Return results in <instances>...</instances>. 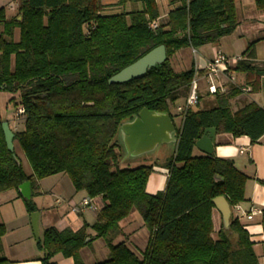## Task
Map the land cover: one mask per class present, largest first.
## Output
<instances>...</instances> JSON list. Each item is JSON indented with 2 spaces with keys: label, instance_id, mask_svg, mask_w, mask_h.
<instances>
[{
  "label": "trees",
  "instance_id": "trees-1",
  "mask_svg": "<svg viewBox=\"0 0 264 264\" xmlns=\"http://www.w3.org/2000/svg\"><path fill=\"white\" fill-rule=\"evenodd\" d=\"M177 1L180 5L156 28L151 26L160 16L156 0H117L124 9L115 14L102 13V0H19L17 15L10 18L0 8V90L16 94L11 100L24 109V128L13 131V141L32 169L27 173L8 148L0 118V193L14 189L22 197L20 185L29 181L32 197L22 198L32 213L38 211L33 200L38 180L65 173L76 191L103 200L93 224L43 231L37 243L45 252L42 264H54L50 260L57 254L86 264L80 252L94 240L89 228L109 248V258L94 264H260L251 234L238 217L213 236V199L225 196L231 206L245 201L249 176L233 159L194 155L193 147L207 127L257 142L264 135V105L250 101L233 109L231 100L242 93L233 85L225 93L206 92L213 96L210 107L198 109L199 100L178 111L183 122L176 129L177 146L163 163L167 184L155 194L147 192L154 164L122 162L124 122L143 108L172 118V104L183 96L186 101L196 67L176 71L171 57L185 47L216 43L239 24L236 0ZM254 1L264 12V0ZM258 40L248 43L235 67L253 92L260 90L264 76V67L254 62ZM159 45L167 54L162 64L129 81L109 82ZM134 209L150 232L141 257L110 237ZM5 233L0 223V241ZM0 264L10 260L0 256Z\"/></svg>",
  "mask_w": 264,
  "mask_h": 264
},
{
  "label": "crops",
  "instance_id": "crops-1",
  "mask_svg": "<svg viewBox=\"0 0 264 264\" xmlns=\"http://www.w3.org/2000/svg\"><path fill=\"white\" fill-rule=\"evenodd\" d=\"M156 2L160 14L159 23L166 20L169 12L180 5L177 0H156ZM102 3L105 5L103 14H115L124 9L116 5L117 0H102ZM18 4L19 0H0V8L5 7L6 15L9 18L13 17L14 11L18 9ZM236 6L239 20L236 30L232 34L222 37L216 43L205 44L197 48L185 47L180 49L171 57L172 66L176 71L188 70L193 65L200 69V65L204 66V61L206 67L207 63L213 59L216 50L219 49L231 59V75L236 78V85H245L244 75L235 70L238 62L235 58L241 56L248 43L255 39L260 40L255 46L256 58L254 62L256 65L264 67V12L256 9L254 0H236ZM132 8V4H126V11H131ZM138 8H142L141 3H138ZM19 17L17 18L19 19ZM227 83L229 86H233L229 81ZM200 91V95L203 97L200 99L197 108L210 107L213 96H206V93ZM184 99V96L177 99L171 106L173 114L171 119L175 127L171 137L175 139L176 129L180 128L183 122V117L178 115L177 107L183 104ZM250 101L264 105V76L260 90L238 94L231 100V105L236 110ZM120 138L123 142L124 132L122 131ZM171 143L173 144L171 149L166 147L167 144ZM176 146L177 139H170L168 142L157 144L152 149L135 153L134 148L127 149L123 145L122 162L130 165L154 164L153 172L147 183V192L155 194L166 187L168 169L163 166V163L174 153ZM193 154L203 155L207 153L195 144ZM211 154L221 158L233 159L236 166L249 176L245 186V201L236 206H231V217H238L250 232L260 264H264L262 212L253 213L252 217H249L252 208L264 210V185L259 182V180H264V135L257 142H252L247 135L235 137L231 133L216 132L214 150ZM37 185L39 186L38 194L33 196V200L39 212L40 239H42L43 231L50 226L59 230L65 228L78 230L84 223L91 225L95 222L98 209L103 204L102 198L100 196L92 198L84 191H76L67 174L58 173L40 179ZM22 197L24 196L22 195ZM22 197L14 189L0 193V223L6 226V233L0 241V256L8 258L10 264H42L45 252L39 249L37 245L38 241L31 225V213L27 211ZM87 198L91 201L90 205L82 206L80 202ZM212 218L213 236L216 237V233L222 224L225 227L223 214L216 205L212 211ZM88 233L93 236L94 240L91 245L81 249L80 254L83 261L86 264H94L98 262L96 255L102 260L108 259L109 248L106 240L97 238L95 231L91 228L88 229ZM110 237L115 244L124 241L134 253L141 257L148 245L150 232L144 224L141 213L134 209L119 222L118 231L112 233ZM50 261L54 264H75L73 258H66L62 254L55 255Z\"/></svg>",
  "mask_w": 264,
  "mask_h": 264
},
{
  "label": "water",
  "instance_id": "water-1",
  "mask_svg": "<svg viewBox=\"0 0 264 264\" xmlns=\"http://www.w3.org/2000/svg\"><path fill=\"white\" fill-rule=\"evenodd\" d=\"M21 19V17H19ZM167 59L166 48L164 45H159L148 53L143 55L134 63L126 66L118 73L114 74L110 79V83H122L131 80L135 77L143 76L152 67L162 64ZM200 65V69L205 68ZM174 124L169 114L159 113L147 108H143L138 115L131 121L124 122L121 126V131L124 132V145L127 149L134 148L135 153L146 151L154 148L161 142H168L174 131ZM3 129L5 132L8 148L14 151V132L10 128L8 121H3ZM215 127H207L203 134L196 141V146L207 154H211L214 150ZM17 159V157H16ZM19 162V160L17 159ZM20 191L25 198L32 197V188L29 181L20 185ZM214 204L220 209L223 214L225 228H229L231 224V205L225 196H217L213 199ZM31 225L34 235L39 241V212L31 213Z\"/></svg>",
  "mask_w": 264,
  "mask_h": 264
},
{
  "label": "built area",
  "instance_id": "built-area-1",
  "mask_svg": "<svg viewBox=\"0 0 264 264\" xmlns=\"http://www.w3.org/2000/svg\"><path fill=\"white\" fill-rule=\"evenodd\" d=\"M159 25L158 20H155L151 23L153 28H156ZM243 57H236V61L241 60ZM231 59L227 57L221 50H216L213 59H211L206 67L203 70L198 69L196 66L195 74L193 80L190 84V91L186 98L184 104H181L177 107V109L181 112H185L188 108L198 104L200 100V82L203 81L205 83L207 92L211 95H216L218 93H225L229 89L228 81L241 89L243 93H250L252 88L248 85H236V78L231 75ZM24 109L20 107L17 111L18 115L23 114ZM90 199H83L80 204L82 206L90 205ZM262 212L261 209L252 208L251 215L253 213Z\"/></svg>",
  "mask_w": 264,
  "mask_h": 264
},
{
  "label": "rangeland",
  "instance_id": "rangeland-1",
  "mask_svg": "<svg viewBox=\"0 0 264 264\" xmlns=\"http://www.w3.org/2000/svg\"><path fill=\"white\" fill-rule=\"evenodd\" d=\"M122 10L123 9H121V11ZM17 13H18V9L14 11L13 16L17 15ZM14 38L15 39L19 38V29H15ZM197 50H199V49H197ZM200 86H201L202 93H206L207 89H206L205 83L200 82ZM15 96H16V94H14V93L4 91V90H0V118L3 121H9L10 128L13 131L18 130V129L21 130L24 128V124H23L24 115L23 114H21V115L17 114L18 107H20V106H15V103L11 100ZM22 125H23V127H22ZM120 141H121L122 145H124L121 138H120ZM172 145H173L172 143L167 144L166 147L171 149ZM14 150H15L16 154L19 156V158L22 160L23 165H24V169L26 170V172L31 173L32 169H31L23 151L17 146V144L15 142H14ZM96 258H97V261L102 260L101 257H98V255H96Z\"/></svg>",
  "mask_w": 264,
  "mask_h": 264
}]
</instances>
